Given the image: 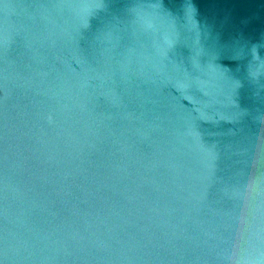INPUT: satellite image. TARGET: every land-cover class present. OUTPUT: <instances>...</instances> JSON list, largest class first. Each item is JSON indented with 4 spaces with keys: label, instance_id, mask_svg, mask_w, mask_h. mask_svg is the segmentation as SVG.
<instances>
[{
    "label": "water",
    "instance_id": "1",
    "mask_svg": "<svg viewBox=\"0 0 264 264\" xmlns=\"http://www.w3.org/2000/svg\"><path fill=\"white\" fill-rule=\"evenodd\" d=\"M0 264H264V0H0Z\"/></svg>",
    "mask_w": 264,
    "mask_h": 264
}]
</instances>
